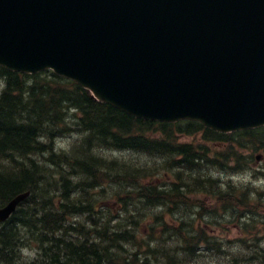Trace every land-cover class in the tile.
Listing matches in <instances>:
<instances>
[{
    "label": "trees",
    "instance_id": "1",
    "mask_svg": "<svg viewBox=\"0 0 264 264\" xmlns=\"http://www.w3.org/2000/svg\"><path fill=\"white\" fill-rule=\"evenodd\" d=\"M0 79V207L31 192L0 228V264H20V246L41 251L39 260L21 264H191L203 249L221 254L224 244L193 229L192 222L173 225L165 219L193 192L214 197L215 206L236 220L243 216L241 227L251 236L264 234L263 191L230 180L222 190L209 174L210 168L233 175L245 171L251 152L264 153V128L222 134L196 123L138 119L51 72L26 75L0 67ZM69 115L81 138L68 150H57L56 139L70 131ZM198 134L195 145L178 142L179 135ZM104 150L136 157L106 159ZM167 169L177 172L163 189L159 174ZM108 185L120 210L113 224L111 211L96 216ZM76 217L89 219L72 222ZM142 226L147 242L137 241ZM167 231L177 236L175 248L164 245ZM257 238L240 239V253L228 252L224 264H264Z\"/></svg>",
    "mask_w": 264,
    "mask_h": 264
},
{
    "label": "water",
    "instance_id": "2",
    "mask_svg": "<svg viewBox=\"0 0 264 264\" xmlns=\"http://www.w3.org/2000/svg\"><path fill=\"white\" fill-rule=\"evenodd\" d=\"M0 66L52 69L136 118L254 129L264 0H0ZM28 196L1 207L0 223Z\"/></svg>",
    "mask_w": 264,
    "mask_h": 264
},
{
    "label": "rangeland",
    "instance_id": "3",
    "mask_svg": "<svg viewBox=\"0 0 264 264\" xmlns=\"http://www.w3.org/2000/svg\"><path fill=\"white\" fill-rule=\"evenodd\" d=\"M69 114H72V112H69ZM70 118V123H69V129L70 131L63 135L60 136L56 139L55 141V146L57 150H68L69 147L79 141L81 138V133L78 128L75 127L74 125V117L73 115H69ZM178 137V142L179 143H193L196 142L200 135L198 134L197 136L193 137H188V136H177ZM200 143H203L200 141ZM211 146V145H210ZM263 152L262 150H257L253 151L251 153L253 154H259ZM101 154L106 158L109 159L111 157H124V159H129V158H135L136 155L133 153H118V152H110V151H102ZM247 153H245L246 155ZM248 164L246 167L243 168V172L237 173V174H231L230 172H225L219 169H211L210 175L214 179H219L222 182H227L231 180L232 182L240 185H251L252 182H255L256 185L254 187H257L263 191V196H264V160L256 163L253 160H248ZM177 171L176 169L173 170H165L161 171L159 176L161 175V180L160 184L161 188H167V186L171 183V179L173 178V173L175 174ZM231 174V175H228ZM185 173H183V177H185ZM182 177V178H183ZM77 180V178H75ZM175 181V180H174ZM105 189L107 190L105 195L101 198L104 200L102 205L106 204L108 201H112V195L114 192V187L113 185H108L106 186ZM195 189V187L189 186L188 190ZM226 186H222V190H225ZM92 195L93 192L91 193ZM96 195H98L96 193ZM255 198V195H253ZM100 199V200H101ZM199 200V201H198ZM264 200V199H263ZM112 204V206H108L107 208L112 212V224L115 222V218L118 216L119 213V207L112 202H109ZM197 203H202L204 207L198 206ZM184 206L175 208L173 207L171 210L168 211V214L165 213L166 215V220L170 222V224L177 225L178 223H184V222H192L193 223V229H202L205 231V234L208 237H212L214 239H217V241L222 242L224 245L220 250L221 254L218 253H210L207 252L206 249H203V255H201L199 258H197L195 261H193L191 264H224L227 259L228 255L230 254H238L240 253V243L238 242L240 239L245 238V239H251V238H257L258 240L255 241L258 243L259 247L264 250V234L263 231L257 234H255L254 237L251 236L248 231H245L242 229L241 224L244 222V219L239 218L238 220L234 219L231 216V213L225 212L221 207H216L214 203V197H209L205 193H197L193 192L191 194H187V201L183 203ZM106 208V207H105ZM104 209V208H103ZM158 211V210H157ZM237 213H241L243 211L239 210L237 207L235 209ZM99 214L96 216L101 215V212H104L103 210L98 211ZM201 213V215H198V213ZM106 215H109L108 213ZM260 215H264V211H261ZM110 216V215H109ZM261 218V217H259ZM257 218V219H259ZM143 219V218H142ZM72 222L75 221L77 223H85V220L83 217H77L75 219L71 220ZM142 222V221H141ZM2 226H0L1 228ZM143 226L141 229L137 232V234L140 236V239L137 241H141L142 238L147 242L149 241L148 239V234L147 230H143ZM143 230V231H142ZM176 238L177 236L172 235L169 231L164 233L162 235V239L164 241V245L167 247L175 248L176 247ZM236 242L234 243L236 246H229V243ZM143 246L145 243H142ZM152 246V244H151ZM131 250V247H130ZM145 249L142 248V251ZM229 252V253H228ZM22 258L23 261L27 260H32L36 256V252L25 249L22 252ZM243 254V251L241 252ZM260 261L256 260L252 264H259Z\"/></svg>",
    "mask_w": 264,
    "mask_h": 264
},
{
    "label": "bare ground",
    "instance_id": "4",
    "mask_svg": "<svg viewBox=\"0 0 264 264\" xmlns=\"http://www.w3.org/2000/svg\"><path fill=\"white\" fill-rule=\"evenodd\" d=\"M136 201V200H135Z\"/></svg>",
    "mask_w": 264,
    "mask_h": 264
}]
</instances>
